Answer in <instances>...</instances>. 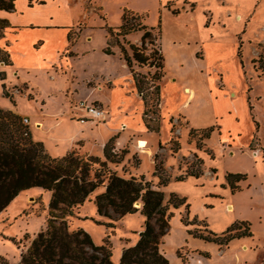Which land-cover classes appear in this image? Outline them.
I'll return each instance as SVG.
<instances>
[{"label":"rangeland","instance_id":"1","mask_svg":"<svg viewBox=\"0 0 264 264\" xmlns=\"http://www.w3.org/2000/svg\"><path fill=\"white\" fill-rule=\"evenodd\" d=\"M183 1H173L169 4V8L176 9L175 4ZM30 2L33 3V0ZM194 2L198 4L196 6L198 14L205 15L206 9L210 11L214 9L213 19L210 11L207 10L206 21L201 24L215 26L214 37L221 42V46L213 48L217 57L208 59V63L214 61V71L209 66L211 73L209 100L213 104V122H211L210 106L206 102L203 104L205 111L196 107L201 101L198 95L190 100L191 103H187L184 109H180L182 114L190 118H198L200 124H205L204 127L215 125L217 131H214L209 139L202 140L201 148L193 147L198 135L191 138L185 135L184 132L188 131L189 126L184 117L171 116L164 118L165 120L161 119L158 111L160 99L157 98L153 87L145 88L146 84L143 86L142 93H138L143 94L149 102L146 117L148 123L151 127H156L159 123L160 132H149L143 129L139 110L143 99L141 103V99L137 97V91L127 79H121L118 82L116 95L112 96V99L118 103L120 101L118 90L123 88L127 91V103L130 102L129 113H132L130 114L132 119L124 120L128 125L126 127L125 123L118 121L120 124H116V133L106 129L103 125L105 121L90 120L84 123L91 125L93 130L83 132L84 123L78 120L75 113V116L72 114L73 117L68 113L69 105L73 108L79 101L89 102V100L87 97L77 99L85 92L81 91L82 88L76 83L73 85L78 86L79 94L74 98L71 97V90L67 89V84L71 85L70 80L73 79H71L72 74L66 75L70 65L66 66L67 64L63 63L64 57L73 58L77 55L73 51L77 52L78 55L72 60L75 74L79 78L89 77L82 81L85 87H96L100 74L106 75L107 69L110 73L121 71L117 56L111 58L106 56L107 63L103 62L105 54L102 48L105 43L109 40L111 49L118 45L115 44L116 36L109 35L107 27L111 26L115 30L122 23V15L126 11L129 23L137 21L131 17L134 14L139 16V21L144 25L156 27L159 24L160 4H166L163 0H41L39 3L43 6H33V9L25 16L22 14V8L24 10L26 4L24 0H14V8L19 12L17 16L22 18L18 21H29L32 25H38L46 22V16L52 14L53 21L56 23L69 22L68 25H74L69 33L70 40L64 45V48L68 47L62 51L60 59L52 66L39 64L38 61L39 59L42 61L44 57L47 58L41 54L51 55L54 52L53 49L34 48L29 38L30 36L35 38V32L29 35L21 34L19 43L22 41L21 45L30 49L22 50V53L17 55V61L22 64L21 66H9L0 62V71H3L5 76L4 79H0V108L16 111L21 118L27 117L29 121L27 127L31 138L34 141H42L45 150L51 156H53L52 153L59 152L56 148L60 147L62 151L65 145L74 147L72 150L85 158L88 157L85 151L89 150L92 152L91 156L98 158V163L93 164V169L115 171L117 175L125 178L144 175V179L155 188L158 187V177L154 174V154L158 153L157 161L162 162L163 172L168 177L167 183L159 187L164 193V202L172 194L184 199V202L177 207H170L172 212L170 228L162 238L163 243L160 246L169 264H204L201 261H203L202 255H206L205 251L211 257L208 264H237L243 255L246 257L243 253L245 250L242 248V241L234 240L228 249L218 250V245L198 236L200 233L208 234L209 231L221 234L231 225L244 221L250 223L253 239L258 243V247H262L258 253L263 252L264 77L258 69L260 62L258 58L264 57V0H223L224 4L229 6L228 9H215V7L211 9L209 6L216 0H194ZM57 4L62 7L57 8ZM236 5L241 15L250 10L251 17L248 18L249 13H247L240 19L238 16L239 20H236L234 11L230 10L231 6ZM67 10L71 17L66 15ZM3 11L6 10L0 9V17H3L1 16ZM208 21H211V24ZM0 33L2 35V30ZM139 33L141 37L142 31ZM156 34L155 28L151 38L145 43V52L151 54L148 62H152L154 66L139 69L137 62L132 60V69L129 68L131 74L135 72L145 75L144 78L138 76L140 80L150 82L157 71ZM88 37L90 39H87ZM118 39L129 55H132L131 44L137 46L141 44L140 40L138 43L122 42V36H118ZM59 40L62 42V37ZM4 44L5 42L0 38V48L8 49L4 47ZM161 49L164 56V76L161 81V100L164 103V110L161 113H164L165 106L170 109L167 104L172 103L170 96L168 97V94L172 92L169 86L170 79L175 78L178 70L174 66L175 56L170 47L162 43ZM120 58L123 59L121 52ZM30 59H34V62L26 64L30 62ZM92 68L95 70L93 71ZM64 75L68 78V82L63 78ZM214 77H217L218 83L212 81ZM2 83L5 85L8 96L3 93ZM105 84L109 85L107 82ZM229 92L234 93L229 94ZM97 93L93 96H100L107 101L110 99L108 93L104 91L97 89ZM175 95L179 93L176 92ZM93 103L98 104L95 101ZM143 110L144 104L142 113ZM121 113L120 111V115ZM114 116L119 118L117 113ZM163 116L165 117V114ZM35 120H40L39 127H34L37 125ZM126 133H134L135 137L128 150L116 151L114 140L111 142V152L116 153V157L121 156L122 160L119 162L106 160L99 142L102 139L108 141L109 135L122 138ZM139 133L146 139L144 148L149 149V153L142 152L144 148L139 146L142 139ZM72 134L76 136L69 139ZM77 137L80 139L82 137L85 142L74 143ZM170 139L179 143L180 148L176 152L172 151L175 145ZM189 140L192 147L188 146ZM96 154L101 156L98 157ZM101 161H105V166L100 167ZM198 168L203 170V174L185 175L187 170ZM212 169L215 171L212 172ZM207 170L209 172H206ZM229 173L242 175V178L236 182L237 188L234 190L226 180V175ZM181 175L185 176L184 179H177ZM104 189V185L97 186L83 204L72 208L73 214L66 216L65 220L70 231L85 230L95 245L108 244L111 247V261L113 264H118L122 250L137 242L138 233L143 229L145 216L139 211L126 213L122 217L110 211L111 218L99 214L94 197ZM50 197V190L32 186L21 190L6 208L0 211V264H17L21 252L28 247L39 231L46 228ZM138 205L140 204L136 203L135 206ZM182 218L186 223L181 221ZM108 222H111L113 226H106ZM253 249L255 248L247 249L246 254L257 253ZM198 259L201 261L196 263ZM255 264H264V256H258Z\"/></svg>","mask_w":264,"mask_h":264},{"label":"trees","instance_id":"2","mask_svg":"<svg viewBox=\"0 0 264 264\" xmlns=\"http://www.w3.org/2000/svg\"><path fill=\"white\" fill-rule=\"evenodd\" d=\"M0 9L6 11L14 10V0H0ZM133 23H129L128 12L122 15V23L114 30L107 27L109 35H115V44H118L128 68L132 69V60H135L140 67H152L154 64L148 62L151 54L145 52L146 40L151 38L152 31L156 28L157 48V71L149 81L140 80L138 76L145 77L140 73L132 72L137 92L142 93L145 88L153 87L160 99V83L164 75V56L161 49V24L156 27H148L139 21V16L132 14ZM8 26L5 19H0V30ZM142 31L140 46L131 44L132 55L127 53L126 48L120 44L118 36H125L131 32ZM1 36V33H0ZM109 40L104 52L112 53L109 48ZM0 62L10 64L9 53L0 48ZM258 69L264 77V57L259 56ZM3 71H0V79H4ZM3 93L8 96L5 85L2 83ZM142 95L144 110L143 123L149 131L159 132V123L151 127L146 119L149 102ZM159 111V109H158ZM172 128V127H171ZM215 125L203 128H190L188 136L191 138L198 135L195 142L197 148H201L202 140L209 139L214 131ZM26 132V134L24 133ZM111 137L103 147V154L106 160L119 162L121 156L111 152ZM175 145L173 152L180 146L175 140L170 139ZM191 142V140H189ZM159 146H161L159 142ZM124 151V150H123ZM158 160V153L154 154V174L158 177L157 188L144 179L130 176L128 178L119 176L115 171H103L101 168L93 169V164L98 163V158L88 155L79 156L75 151H68L61 157H53L45 150L41 141H34L30 131L22 123V118L12 110L0 108V211L23 189L38 186L51 191L48 204L46 228L39 231L31 240L28 247L21 252L17 264H113L111 261V247L104 243L95 245L91 236L83 229L70 231L65 217L73 214V207H77L88 198V196L99 185H104L103 192L94 197V203L99 214L111 218L110 211L118 217L126 213L139 211L145 216L143 229L138 233L139 238L135 245L122 250L118 264H169L167 257L161 249L162 238L170 228V207H177L184 199L171 195L164 202V193L159 188L167 183L168 177L163 172L162 162ZM202 163L201 160H199ZM100 167L105 166L101 161ZM215 170L212 169V172ZM203 170L189 169L185 175L198 176ZM184 175L177 179H184ZM242 178L241 174H227L226 180L232 190L237 188L236 182ZM136 202L140 205L135 206ZM183 223L186 221L181 219ZM106 226L112 227L111 222ZM250 223L239 222L228 227L221 234L211 231L208 234H199V238L214 242L220 247L225 246L234 238L251 236Z\"/></svg>","mask_w":264,"mask_h":264},{"label":"crops","instance_id":"3","mask_svg":"<svg viewBox=\"0 0 264 264\" xmlns=\"http://www.w3.org/2000/svg\"><path fill=\"white\" fill-rule=\"evenodd\" d=\"M40 1L41 0H33V3H31L30 0L29 1L24 0V2L27 5L26 4L24 5L25 7L24 10L22 8L23 16L27 15L29 13L28 11L33 9V6L34 7L43 6V4L39 3ZM173 1H177V0H163V2H166V4L165 5H163L162 3L160 4L161 8L159 9L160 14L158 17H159V23L161 24L160 43L161 44L164 43L167 47H170V49L173 51V54L175 56L174 66L177 68L178 71L177 73H175V78L170 79L171 85L169 86L172 92L168 94V97L170 96V100L172 101V103L170 102L169 104H167L168 106H170V109L167 108V106H165L164 113H161L164 110V103H163V100H161L162 85L160 83L159 112H160V115H161L160 117L162 120L164 118H169L171 116L184 117L186 124H188L189 126L188 128V131H189L190 128H203L204 127L203 125H205V124H200L198 118H190V116H187L186 114L184 113L182 114L180 112V109H184V106L187 103L190 104L191 103L190 100H193L196 95H198L199 98H201L199 99V101L201 100L200 103L196 107L201 111H205L206 108L205 106H203V104L204 102H206L207 105L210 106L211 117H212L211 122H213V118H214L213 104L209 100V97L211 94V87L209 84L211 73L209 71V66H211L212 68L211 70L214 71V67H213L214 61L212 63H208V59L210 60L212 58L217 57L216 55L217 53L213 51V48L216 49L218 48V46H221V42L216 40L214 37L213 29H215V26H204L201 24V22L206 21V18H207L206 11L209 9L205 10L204 12L205 15L198 14L197 7H196L198 4L197 2H194V0H184L182 3L178 2L177 4H175L176 9L169 8V4ZM61 7L62 6L60 4H57V8H61ZM209 7L211 9L213 7H215V9H223V8L228 9L229 8L228 5L224 4L223 0H216V2H213V4H211ZM236 7L237 5L235 7L231 6V9H230L231 12L234 11L236 20H239L243 15H246L247 13H249L247 14L248 18L251 17L252 13L250 10L246 11L245 13L243 12L241 15V13H239L240 12L239 9H236ZM178 8L179 10H177ZM3 12L4 13L1 15L3 17H0V19H5L8 22V26L2 29V35L0 38H2V41L5 42L4 47L8 48L5 50H7V52L9 53V58L11 60L9 66L16 65V67H18L22 65L20 62L17 61V55L21 54L22 50L23 51H25L26 49L29 50L30 48H28L27 46L21 45L22 41L20 43L19 41L21 39L22 33H28L29 35L31 32L36 33L35 38L32 36H30L29 38V40L31 41V45L34 48H36L37 50H40L41 48L42 49L50 48V49H53L54 51L51 55L41 54V56H46L47 58L45 57L42 58L41 59L42 61H40L39 59L38 63L39 64L44 63V65H49V66H52L54 62L57 63V61L60 59V55L62 51H64L68 47L66 46L64 48V45L65 43L68 42V40H70L69 33L71 32L74 24L68 25L69 22H66L64 24L56 23L55 21H53L54 19L53 15L50 14V16H46L47 17L46 22H43L42 24H38V25H32L29 23V21H18L22 18H20L21 16H17L19 15V12L15 8L13 11H7V12L3 11ZM213 12H215L214 9L213 11L212 10L210 11L212 15V19L214 17ZM37 14L39 15V13ZM66 15L69 17L70 12L68 11ZM238 16H239V19H237ZM210 22L211 21H208V23ZM108 27H111V26H108ZM209 28H211V30H209ZM139 32L140 31H136V32H131L127 34L125 36V39H121L122 42L130 41L132 43H138L140 40ZM58 33H60L61 35ZM60 37H62V42H60L59 40ZM87 39H90V37H88ZM106 46H107V42L105 43V46L102 48V51L105 54L104 55L105 60L103 62L107 63V57L111 58L112 56H117L118 59L120 60L121 71L110 73L109 72L110 70L107 69L105 71L106 75L100 74V79H99L100 81L98 80L96 82L97 84L96 87H92V88L85 87L82 81L85 78H89V77L85 76V77L79 78V76L75 74V69H74V65L72 64V60L75 59V57L78 55L77 52L72 50L77 55L73 58L69 56L64 57L63 63L65 65L67 64L66 66L70 65V69H68L69 71L66 75L68 76L69 74H72L71 79L73 80H70L71 85L67 84V89L71 90L70 92L71 97L74 98L75 95L77 96L79 94V88L78 86H76V85H79V87L82 88L81 91L85 93L83 95H80L77 99L87 97L90 103H93L95 101L98 104L102 105L107 113V119L105 120V123L103 125H105L107 130L109 129V132L112 131L116 133L117 125L120 124V122L125 123V127H126L128 125L124 120H127L128 118L132 119V117L130 116V114L132 113H129L131 111L130 102L127 103L128 97L126 95L128 94V92L122 88L118 90L120 93L119 95L120 101L116 103L112 99V96L114 97V95H116V91H117L116 86L118 85V82L121 81V79H127L128 82H130L131 85L135 88V90H136V87H135V83H134L131 71L126 65L125 60L120 58L121 51H120L119 46L115 45L111 49L109 45V48L112 51V53L110 54L104 52V48ZM240 47L241 45L239 46V48ZM31 62H34V59H30V62H27L26 64H30ZM1 64L3 63L1 62ZM137 67L139 69L144 68V67H140L139 65H137ZM92 70L94 71L95 69L92 68ZM63 78H65L66 82L69 81L68 78L65 77V75L63 76ZM212 79H213L212 81L216 83L217 77L216 78L214 77ZM75 80H78V81H75ZM106 82L109 85H106L105 84ZM73 83H76V85L75 84L73 85ZM97 89L104 91L105 93H108V95L110 96V99L107 101L106 99L104 100L100 98V96H93L95 94H98ZM187 89L189 90L190 93L186 92ZM176 92H178L179 95H175ZM231 93H234V92H231ZM231 93L229 92V94ZM137 97L141 99V103H142L141 94H139L138 92H137ZM141 105H142L141 109L139 110L141 113V121L143 124V129L149 131L145 127L143 120H142L143 103ZM68 108H69L68 113L70 114L71 117H73L72 114L74 115V113L77 116L79 114H82V111L76 108V106H74L73 108H70V105H69ZM120 111L122 112L121 115H120ZM13 112L17 113L16 111H13ZM115 113L119 115V118H115L114 116ZM44 114L48 115V113H44ZM163 114H165V117L163 116ZM38 122H40V120H35V123H38ZM56 123H58V121ZM82 126H84L82 129L83 132L93 130V127H91V125L89 126L84 123V125ZM34 127H37V125H34ZM100 127L101 126H99V128ZM168 128H169V125H168ZM188 131L186 132L185 130L184 132L186 136L188 135ZM214 131L216 132L217 130L214 129ZM149 132H153V131H149ZM159 132H160V128H159ZM213 132L211 133V135L213 134ZM74 135L75 134H72L69 137V139L71 137H74ZM133 135L134 133H126L124 134L122 138H117V136L114 135L115 150L116 151L126 150V149L128 150V148L132 146L133 144V141L135 138ZM139 135L142 138L141 140L146 141V139L141 136V133H139ZM112 136L113 135H109L108 138L110 139ZM106 140L107 139H102L99 142L100 148L102 146V151H103V147L105 143L107 142ZM76 142L84 143L85 141L84 139H82V137L81 139L80 137H77L74 143ZM188 146L192 147V143L189 142ZM193 147L195 148L196 146L194 145ZM73 148L74 147H71L70 145L69 146L65 145L62 151L60 147L56 148L57 150H59V152L52 153L53 157L62 156V154L63 155L66 154L68 151H71ZM85 153L88 155H92V152L89 150L85 151ZM99 154H101V152ZM96 156L100 157L101 155L96 154ZM206 172H209V171L207 170ZM237 239H239L238 241H242V248L245 250L243 253L246 255V257H244V255L242 254L243 256L239 259L237 264H255L258 261V256H264V246H263V252L259 254L258 252L260 251V248L262 247H258V243L255 241V239H253V233L251 236H242L239 238H234L231 241H229L227 245L222 246V247H220L216 243L215 244L218 245V250H220L221 248L228 249L229 245L234 240H237ZM253 247L255 248L253 250H256L257 253L253 252V254H246V250L247 249L250 250ZM204 253L206 255H202L203 256L202 263L204 262V264H208L211 261V257L207 251H205Z\"/></svg>","mask_w":264,"mask_h":264},{"label":"built area","instance_id":"4","mask_svg":"<svg viewBox=\"0 0 264 264\" xmlns=\"http://www.w3.org/2000/svg\"><path fill=\"white\" fill-rule=\"evenodd\" d=\"M82 114L78 115V120L82 123L86 121L103 122L106 119L107 113L104 107L100 104L86 102L85 100L79 101L76 105ZM22 123L28 126L29 121L27 117L22 118ZM26 134V132H24ZM201 259H198L196 263H199ZM202 262V261H201Z\"/></svg>","mask_w":264,"mask_h":264},{"label":"bare ground","instance_id":"5","mask_svg":"<svg viewBox=\"0 0 264 264\" xmlns=\"http://www.w3.org/2000/svg\"><path fill=\"white\" fill-rule=\"evenodd\" d=\"M186 92L190 93L188 89L186 90ZM37 125H38L37 127H39L40 123L38 122ZM145 145H146V141L145 140H140V143H139L140 148H144ZM142 152L148 153L149 150L144 148V149H142Z\"/></svg>","mask_w":264,"mask_h":264},{"label":"water","instance_id":"6","mask_svg":"<svg viewBox=\"0 0 264 264\" xmlns=\"http://www.w3.org/2000/svg\"><path fill=\"white\" fill-rule=\"evenodd\" d=\"M137 204H139V202H136Z\"/></svg>","mask_w":264,"mask_h":264}]
</instances>
